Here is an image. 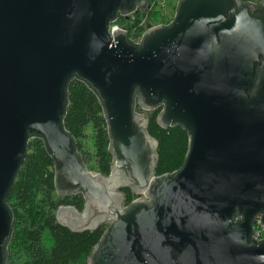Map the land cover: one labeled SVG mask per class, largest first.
<instances>
[{
	"label": "water",
	"instance_id": "95a60500",
	"mask_svg": "<svg viewBox=\"0 0 264 264\" xmlns=\"http://www.w3.org/2000/svg\"><path fill=\"white\" fill-rule=\"evenodd\" d=\"M146 1L0 0V264L34 134L55 159L57 193H84L83 209L62 204L57 222L108 223L89 264H264L253 236L258 216L264 225V0H179L141 42L110 35ZM73 75L102 101L109 175L88 169L63 126ZM157 108L161 126L189 133L183 166L160 176L144 113Z\"/></svg>",
	"mask_w": 264,
	"mask_h": 264
},
{
	"label": "trees",
	"instance_id": "16d2710c",
	"mask_svg": "<svg viewBox=\"0 0 264 264\" xmlns=\"http://www.w3.org/2000/svg\"><path fill=\"white\" fill-rule=\"evenodd\" d=\"M154 16L157 14L153 12L152 18ZM119 18L125 21L124 17ZM67 92L65 130L72 135L84 163L90 162L96 172L109 175L113 155L109 149V126L98 93L75 75L70 79ZM138 110L142 111L140 105ZM160 111L161 108H157L148 113V131L159 140L156 167L159 176L179 170L189 148L188 130L181 124L161 126ZM28 139V150L7 198L13 225L6 242L5 264H89L88 257L103 237L108 223L96 230L75 232L57 222L56 210L60 205L71 204L83 209L84 193L59 195L55 186V159L44 139L36 134ZM124 191L127 203L137 196L131 188Z\"/></svg>",
	"mask_w": 264,
	"mask_h": 264
},
{
	"label": "built area",
	"instance_id": "2783aa9c",
	"mask_svg": "<svg viewBox=\"0 0 264 264\" xmlns=\"http://www.w3.org/2000/svg\"><path fill=\"white\" fill-rule=\"evenodd\" d=\"M159 0H147L143 6H137L135 10L125 15H118L116 20L111 23L109 32L110 35H115L116 30H122L128 33L129 37L139 43L143 39L145 33L153 26L160 23L158 19H152V13L159 9ZM124 17L125 21H121L119 17ZM151 16V17H150ZM159 17V15L157 14ZM253 236L259 239L264 238V225L260 223V216L257 217L254 224Z\"/></svg>",
	"mask_w": 264,
	"mask_h": 264
},
{
	"label": "rangeland",
	"instance_id": "374dc122",
	"mask_svg": "<svg viewBox=\"0 0 264 264\" xmlns=\"http://www.w3.org/2000/svg\"><path fill=\"white\" fill-rule=\"evenodd\" d=\"M158 2H159L160 7L154 13L158 14L159 17L154 16L153 18L158 19L160 23H169L175 17L179 0H159ZM153 18H151V20H150L151 23H153V21H152ZM144 113H145V115H148L149 112L146 111ZM93 166H94V164L92 165V163H90V162L87 165L89 170L97 173L96 170L92 168ZM137 196L134 199H136Z\"/></svg>",
	"mask_w": 264,
	"mask_h": 264
},
{
	"label": "flooded vegetation",
	"instance_id": "af4514ba",
	"mask_svg": "<svg viewBox=\"0 0 264 264\" xmlns=\"http://www.w3.org/2000/svg\"><path fill=\"white\" fill-rule=\"evenodd\" d=\"M149 117V115H146ZM124 191V189H122ZM125 195H126V192L124 191ZM137 194V193H136ZM70 195H73V193H70V194H67V195H64V196H70ZM138 195V194H137ZM63 196V195H62ZM57 211V210H56Z\"/></svg>",
	"mask_w": 264,
	"mask_h": 264
}]
</instances>
